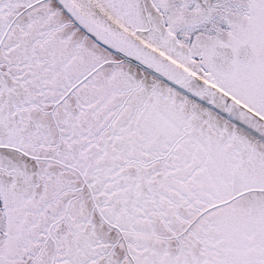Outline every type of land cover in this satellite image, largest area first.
Returning a JSON list of instances; mask_svg holds the SVG:
<instances>
[{"label": "snow or ice", "instance_id": "1", "mask_svg": "<svg viewBox=\"0 0 264 264\" xmlns=\"http://www.w3.org/2000/svg\"><path fill=\"white\" fill-rule=\"evenodd\" d=\"M0 264H264V0H0Z\"/></svg>", "mask_w": 264, "mask_h": 264}]
</instances>
